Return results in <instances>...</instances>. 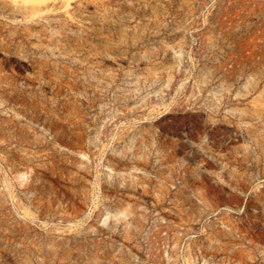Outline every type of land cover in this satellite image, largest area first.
Instances as JSON below:
<instances>
[{
  "label": "rangeland",
  "instance_id": "rangeland-1",
  "mask_svg": "<svg viewBox=\"0 0 264 264\" xmlns=\"http://www.w3.org/2000/svg\"><path fill=\"white\" fill-rule=\"evenodd\" d=\"M0 264H264V0H0Z\"/></svg>",
  "mask_w": 264,
  "mask_h": 264
},
{
  "label": "bare ground",
  "instance_id": "bare-ground-1",
  "mask_svg": "<svg viewBox=\"0 0 264 264\" xmlns=\"http://www.w3.org/2000/svg\"><path fill=\"white\" fill-rule=\"evenodd\" d=\"M26 1V0H25ZM29 1V0H28ZM66 1H69V0H66ZM64 2H65V0H64Z\"/></svg>",
  "mask_w": 264,
  "mask_h": 264
}]
</instances>
